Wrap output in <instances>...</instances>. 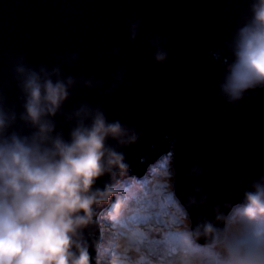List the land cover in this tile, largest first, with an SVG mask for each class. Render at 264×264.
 <instances>
[{
  "label": "water",
  "instance_id": "95a60500",
  "mask_svg": "<svg viewBox=\"0 0 264 264\" xmlns=\"http://www.w3.org/2000/svg\"><path fill=\"white\" fill-rule=\"evenodd\" d=\"M253 2L0 0V105L17 117L9 133L34 131L19 118L24 109L15 67L21 57L33 69L58 67L62 77L72 76L77 84L52 118L56 132L68 140L75 123L70 114L81 104L101 107L109 122L147 133L127 147L108 140L125 156L126 177L144 175L155 159L173 151L175 194L189 212L191 227L201 217L212 220L217 197L227 193L238 202L246 181L264 176V88L247 91L234 105L218 95L224 58L231 59L228 41L251 18ZM133 21H139L134 42ZM155 37L168 53L162 64L153 58L156 48L150 41ZM121 69L123 82L106 95ZM93 78L103 87L84 85ZM196 164L206 175L189 182V169ZM109 180L103 176L96 187L102 189ZM197 186L209 199L203 208H189ZM106 208H97L94 222L83 229L91 264H97L101 240L98 214ZM196 243L207 241L201 237Z\"/></svg>",
  "mask_w": 264,
  "mask_h": 264
},
{
  "label": "clouds",
  "instance_id": "9594fccd",
  "mask_svg": "<svg viewBox=\"0 0 264 264\" xmlns=\"http://www.w3.org/2000/svg\"><path fill=\"white\" fill-rule=\"evenodd\" d=\"M251 13L228 41L231 59L224 58L218 84V95L233 105L247 91L264 88V0H254ZM138 29L139 21L130 23L133 42ZM159 39L150 43L156 48L154 60L162 64L168 53L159 47ZM213 57L220 59L215 52ZM15 73L23 97L19 118L34 131L9 133L17 117L0 105V264H91L83 229L94 222L101 205H107V216L115 223L121 222L126 209L122 185L129 166L123 152L108 140L127 147L147 133L109 122L101 107L81 104L68 117L75 123L65 140L52 118L61 111L76 79L62 77L58 67L30 68L22 57ZM124 75L121 69L106 95L115 91ZM84 85L103 87L104 82L93 78ZM166 157L171 180L175 175L171 153ZM105 175L109 182L102 189L96 187ZM205 175L196 164L186 180ZM170 195L185 225L175 241L183 264H264V176L249 178L238 202L233 203L227 193L217 197L213 219L201 217L194 229L187 209L174 192ZM208 199L197 186L188 207L203 208ZM201 237L206 244L196 243ZM99 255L97 247V264Z\"/></svg>",
  "mask_w": 264,
  "mask_h": 264
},
{
  "label": "rangeland",
  "instance_id": "374dc122",
  "mask_svg": "<svg viewBox=\"0 0 264 264\" xmlns=\"http://www.w3.org/2000/svg\"><path fill=\"white\" fill-rule=\"evenodd\" d=\"M169 153L171 168L175 173L174 152L171 151L155 159L144 175L134 174L125 178L122 194L126 209L121 222H113L106 210L102 215L98 214L100 264H183L175 241L185 225L170 195V192H174L177 198L175 175L171 180L169 177L166 157ZM138 216L148 219L140 221ZM125 233L141 236L140 243L132 245L137 252H126L122 247L121 240ZM94 259L97 261V253Z\"/></svg>",
  "mask_w": 264,
  "mask_h": 264
},
{
  "label": "bare ground",
  "instance_id": "6f19581e",
  "mask_svg": "<svg viewBox=\"0 0 264 264\" xmlns=\"http://www.w3.org/2000/svg\"><path fill=\"white\" fill-rule=\"evenodd\" d=\"M140 238H141V236L140 237L139 236L135 237V236H131V235L125 233V236L121 240L122 247L124 248V250H126V252L127 251L130 252V253L137 252V251H135L136 248H133L132 245L133 244H139L140 243V241H139ZM135 256L137 258H139V255L136 254Z\"/></svg>",
  "mask_w": 264,
  "mask_h": 264
},
{
  "label": "snow or ice",
  "instance_id": "6c2138e0",
  "mask_svg": "<svg viewBox=\"0 0 264 264\" xmlns=\"http://www.w3.org/2000/svg\"><path fill=\"white\" fill-rule=\"evenodd\" d=\"M137 219L140 220V221H146L148 218L147 217H143V216H138Z\"/></svg>",
  "mask_w": 264,
  "mask_h": 264
}]
</instances>
